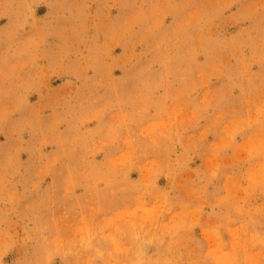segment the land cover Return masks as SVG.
<instances>
[{
  "label": "rangeland",
  "instance_id": "obj_1",
  "mask_svg": "<svg viewBox=\"0 0 264 264\" xmlns=\"http://www.w3.org/2000/svg\"><path fill=\"white\" fill-rule=\"evenodd\" d=\"M0 264H264V0H0Z\"/></svg>",
  "mask_w": 264,
  "mask_h": 264
}]
</instances>
